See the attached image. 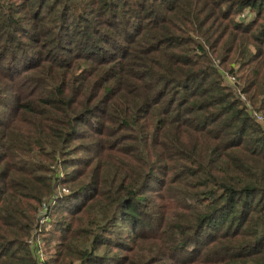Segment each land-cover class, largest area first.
Listing matches in <instances>:
<instances>
[{"label":"trees","instance_id":"1","mask_svg":"<svg viewBox=\"0 0 264 264\" xmlns=\"http://www.w3.org/2000/svg\"><path fill=\"white\" fill-rule=\"evenodd\" d=\"M0 264H264V0H0Z\"/></svg>","mask_w":264,"mask_h":264},{"label":"built area","instance_id":"2","mask_svg":"<svg viewBox=\"0 0 264 264\" xmlns=\"http://www.w3.org/2000/svg\"><path fill=\"white\" fill-rule=\"evenodd\" d=\"M226 80L230 84H233L235 82V79L232 76H230V75H226ZM241 99L243 101H245L244 96H241ZM245 105H246V108L251 113V116L254 117L258 122H261L262 123L263 122V119H262L261 115L260 114L253 113V111L251 110V108H250V106H249V104L247 102L245 103ZM56 194L57 195H64V194H68V192L65 189H61V190H57V193ZM54 200L52 202H54ZM47 210H48V206L46 207L45 205H43V207H42V214H41L40 219H39V227H38L37 231H40L41 228H44L46 226V224L48 223V221H49L48 220V217H46V216L43 217L44 216L43 213H46ZM37 255L41 256L40 255V252L37 253Z\"/></svg>","mask_w":264,"mask_h":264},{"label":"rangeland","instance_id":"3","mask_svg":"<svg viewBox=\"0 0 264 264\" xmlns=\"http://www.w3.org/2000/svg\"><path fill=\"white\" fill-rule=\"evenodd\" d=\"M61 187L67 189V187H64V186H60V188ZM153 193H158V189L155 188V191ZM56 196H60V195H57L56 194ZM57 203L58 202L55 199L54 202H50L49 204L45 205L46 207L48 206L49 211L47 210L46 213H43V215H44L43 217H45V216L48 217V220L49 221H48V223L46 224V226L44 228H41V230H43V234L40 235V238H42L44 236V234H45L44 232H46L47 230H50L51 229V221L53 220V217H54V215L52 216V213H53L54 209H56ZM41 214H42V210H41ZM40 238H39V240H40ZM38 243H39V245H41L42 247H44V244L43 243H40V241ZM40 255L41 256H44L43 255V252H40Z\"/></svg>","mask_w":264,"mask_h":264}]
</instances>
